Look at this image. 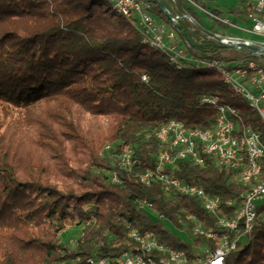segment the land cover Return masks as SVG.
<instances>
[{
  "label": "trees",
  "instance_id": "obj_1",
  "mask_svg": "<svg viewBox=\"0 0 264 264\" xmlns=\"http://www.w3.org/2000/svg\"><path fill=\"white\" fill-rule=\"evenodd\" d=\"M140 1L170 24L158 0ZM187 1L162 0L170 14L189 15L200 25L179 21L187 50L173 61L167 50L143 42L142 30L113 9L112 0H0V264H90L91 257L142 252L148 239L191 259L204 255L199 246L216 247V240L193 233L187 215L221 233L220 219L236 213L227 201L240 200L246 190L233 171L210 157L204 165L178 159L169 168L220 196L216 214L197 196H169L160 181L141 180L169 148L157 136L162 125H214L218 108L204 104V95L236 107L241 123L264 136L256 111L218 71L199 63L242 53L208 38ZM249 11L234 6L229 13L243 20ZM258 213L225 264H264V207ZM164 220L192 240L167 229ZM79 225L75 243H62L61 233Z\"/></svg>",
  "mask_w": 264,
  "mask_h": 264
},
{
  "label": "built area",
  "instance_id": "obj_2",
  "mask_svg": "<svg viewBox=\"0 0 264 264\" xmlns=\"http://www.w3.org/2000/svg\"><path fill=\"white\" fill-rule=\"evenodd\" d=\"M244 6L250 11L245 15V21L251 22L248 27L240 24L244 20L234 19L222 16L216 8L205 5V0H189L191 6L195 10H199L211 19L217 21L219 24H224L227 27H221V31H214L206 28L204 25L203 31L206 32L208 38H214L219 42L231 47L236 51L242 53L233 60H214L202 59L199 62L214 63V65H221L224 69L227 78H230L233 83L242 88V94L249 96L255 100L257 104L261 105L262 114L264 118V0H241ZM123 5L125 13L129 18L136 22L138 29L142 30L143 38L149 40L155 46L168 50L172 55V59L179 60V58L186 56V45L181 35L179 34L178 23L186 17L192 20L198 27L193 17L189 15L175 14L169 15L170 24L168 30L160 27V32L156 31V25L150 5L140 0H117ZM240 28L246 33L252 34L249 36L230 35L224 30L227 28ZM156 31V33H153ZM183 43L180 47L179 42ZM255 46L256 49H247L245 46ZM215 97L214 95H204L202 99ZM231 114L233 117V124H224L223 115ZM237 121H239V114L232 109L226 107H219V114L217 115L215 126V133H199V136H194L191 144H184V136L186 126L177 120H171L160 127V135L163 139L170 141V151L162 152L159 155V162L156 169L149 170L142 174L141 180L146 184H151L154 180L160 181L163 185L164 191L171 196L174 193H190L193 187H200L196 184L189 183L183 179L178 178L171 173L169 168L178 159H190L197 162L196 149H203L206 158H213L216 163L225 167L234 174H238V181L241 179L254 178L260 181V188L256 191H243L240 195V200L243 203L242 217H234V224L221 225L218 224L221 233L206 229L204 225H200L198 218L194 214H188L187 218L196 222V230L194 234L206 235L216 240V247H206L204 255L198 256V261H190L186 258V253L180 249H167L162 243L156 239H148L144 243L142 252L127 251L118 257H92V264H145V254L153 253V256L164 264V257H174V264H225L226 257L234 248H237L238 242L235 241L232 250L224 249L225 236L230 233L245 232V236L252 231L254 222L260 217L258 210L263 207L264 200V177L262 172L256 167H252L249 161L250 152H257L261 154V148H258L255 143V150H239L238 147V129ZM260 134V132H256ZM255 142V141H250ZM130 150L127 151L126 164H130ZM113 181H118L117 175L111 178ZM201 202L206 209L220 210L222 207V199L220 196L208 194L202 187ZM232 204V198L227 201V205ZM140 207L146 208L147 203H140ZM137 240L140 236L136 232ZM156 248H163V255H156Z\"/></svg>",
  "mask_w": 264,
  "mask_h": 264
},
{
  "label": "bare ground",
  "instance_id": "obj_3",
  "mask_svg": "<svg viewBox=\"0 0 264 264\" xmlns=\"http://www.w3.org/2000/svg\"><path fill=\"white\" fill-rule=\"evenodd\" d=\"M112 7L116 11L120 12L123 14L128 21L134 25L136 28H138L136 22H133L127 13H125V9L123 8V5L118 3L117 0H112ZM143 42H150L151 45L155 46L152 44L151 41L146 40L142 38ZM157 47V46H156ZM162 49V48H160ZM168 51V50H167ZM171 60L176 61V59H172L171 55ZM202 66L208 67V68H213L216 71H218L224 82L229 85V87L239 96L242 97V99L245 101V103L254 109L256 113L259 115L261 118L262 122L264 123V118L262 114V108L260 104H257L255 100H252L249 96H245L242 94V88L238 87L235 83L232 82L230 78H227L224 72V69L221 65H214V63H208V62H199ZM202 102L204 104L212 105L218 108L219 112V107H226V109H232L235 112L239 114V111L236 107L229 105V104H222L220 103V100L217 96L211 97V98H205L202 99ZM219 114V113H218ZM240 115V114H239ZM223 122L224 124H233V117L231 114H224L223 115ZM170 123V121L168 122ZM237 129H238V147L239 150H255V143L258 148H261V154L257 152H250L249 154V161H251L252 167H256L258 170L262 172V177H264V136L261 131L255 130L252 128V126L248 125H243L241 123V119L239 116V121H237ZM256 132H260V134H256ZM199 133H205V130L203 129H191L186 127L185 131V136H184V144H191V141L194 136H199ZM208 133H215V126H212L211 128L208 129ZM157 136L160 138V140L164 143H166L169 148L163 152L170 151V141L167 139H163V135H160V128L157 131ZM250 141H255V142H250ZM130 150L129 148H124L123 149V155L122 158L124 161L127 160V151ZM196 159L197 162H194L198 165H204L205 159H206V154L204 153L203 149H196ZM111 178H115V173H110ZM234 178L238 180V174H234ZM241 182L246 186V190L249 191H256V188H260V181L254 180V178H246V179H241ZM185 195H190V196H197L199 198L202 197V190L200 187H193L192 191L190 193H183ZM231 207L236 208V213L232 217H227V218H222L220 219L218 224L221 225H232L234 224V217H242L243 215V203L241 200L238 198H232V204H229ZM263 207H264V200H263ZM206 209V206H204ZM208 211V209H206ZM219 210H210L209 213L211 214H216ZM200 225H204L201 221ZM193 230H196V222L194 223V228ZM235 234V237H230V235L225 236V241H224V249L225 250H232L235 241H239L241 237L245 236V232H237L233 233ZM132 235L136 237V232H132ZM144 249V245H143ZM236 249V248H234ZM156 252H163V248H156ZM157 255V254H156ZM160 255V253H159ZM163 255V254H161ZM186 258L189 259L190 261H198V256L193 257L192 259L186 254ZM88 262L92 264V257L88 259ZM145 264H160V262L156 259V257L153 256V253H146L145 254ZM164 264H174V257H164Z\"/></svg>",
  "mask_w": 264,
  "mask_h": 264
},
{
  "label": "rangeland",
  "instance_id": "obj_4",
  "mask_svg": "<svg viewBox=\"0 0 264 264\" xmlns=\"http://www.w3.org/2000/svg\"><path fill=\"white\" fill-rule=\"evenodd\" d=\"M197 1H201V0H197ZM187 3L189 5H191V2L187 1ZM205 5L208 7H213L216 8V10L224 17H229L231 19L235 20V15L230 14L229 10L232 7H242L244 6V3L241 0H205ZM197 15L200 17V21L201 23L208 29L214 30V31H221L220 25L217 21L211 19L210 16L206 15L205 13L199 11V10H195ZM152 13V12H151ZM170 15V13L168 12V16ZM174 15V14H173ZM154 21H155V25H156V31L160 32V27L162 29H164L165 31L169 29V25L168 23H166L164 20L160 19L159 17L155 16L154 14H152ZM237 18V17H236ZM238 19H241L238 17ZM191 22L196 25L192 20ZM240 24L244 25V27H248L251 22L249 21H243L240 22ZM156 31H154L153 33H156ZM224 32L230 34V35H239V36H249L251 37L252 34L246 33L244 30L242 31L240 28H227V30H224ZM179 42V41H178ZM180 47L183 46V43L179 42ZM85 125H88L87 122L84 123ZM149 214H151L154 217H158L157 214H154V212L149 211ZM164 225L167 229H169L172 232H175L176 234L180 235L183 239L187 240V241H191L192 240V236L186 231V230H180L178 228H176L172 223H170L167 220H164ZM82 234V226H71L69 228H67L66 230H64L61 235H60V239L62 241V243H66L69 245H73L75 243V240H77V238L80 237V235ZM199 251H202L203 253L206 250V246L202 245L199 246L198 248Z\"/></svg>",
  "mask_w": 264,
  "mask_h": 264
},
{
  "label": "water",
  "instance_id": "obj_5",
  "mask_svg": "<svg viewBox=\"0 0 264 264\" xmlns=\"http://www.w3.org/2000/svg\"><path fill=\"white\" fill-rule=\"evenodd\" d=\"M159 1V4H160V7L168 14V11H167V9H166V7H165V5H164V3L162 2V0H158ZM245 48H247V49H252V50H254V49H256V47L255 46H252V45H250V46H245Z\"/></svg>",
  "mask_w": 264,
  "mask_h": 264
},
{
  "label": "crops",
  "instance_id": "obj_6",
  "mask_svg": "<svg viewBox=\"0 0 264 264\" xmlns=\"http://www.w3.org/2000/svg\"><path fill=\"white\" fill-rule=\"evenodd\" d=\"M244 20V19H243ZM245 21V20H244Z\"/></svg>",
  "mask_w": 264,
  "mask_h": 264
}]
</instances>
